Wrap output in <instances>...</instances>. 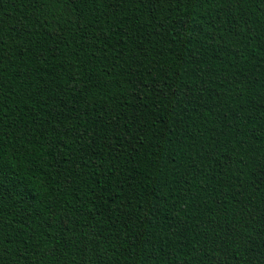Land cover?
Listing matches in <instances>:
<instances>
[{
    "label": "trees",
    "instance_id": "1",
    "mask_svg": "<svg viewBox=\"0 0 264 264\" xmlns=\"http://www.w3.org/2000/svg\"><path fill=\"white\" fill-rule=\"evenodd\" d=\"M0 264H264V0H0Z\"/></svg>",
    "mask_w": 264,
    "mask_h": 264
}]
</instances>
